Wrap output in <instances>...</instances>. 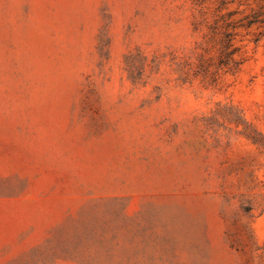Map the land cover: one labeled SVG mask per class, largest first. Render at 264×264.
Segmentation results:
<instances>
[{
    "label": "rangeland",
    "instance_id": "obj_1",
    "mask_svg": "<svg viewBox=\"0 0 264 264\" xmlns=\"http://www.w3.org/2000/svg\"><path fill=\"white\" fill-rule=\"evenodd\" d=\"M0 264H264V0H0Z\"/></svg>",
    "mask_w": 264,
    "mask_h": 264
}]
</instances>
